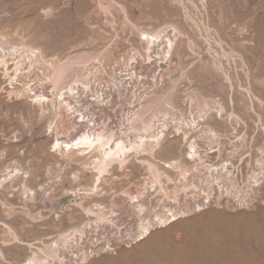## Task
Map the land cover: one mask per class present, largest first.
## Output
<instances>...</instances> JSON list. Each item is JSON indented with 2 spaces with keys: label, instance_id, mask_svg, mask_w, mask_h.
I'll use <instances>...</instances> for the list:
<instances>
[{
  "label": "rangeland",
  "instance_id": "374dc122",
  "mask_svg": "<svg viewBox=\"0 0 264 264\" xmlns=\"http://www.w3.org/2000/svg\"><path fill=\"white\" fill-rule=\"evenodd\" d=\"M145 31L168 33L171 56L163 43L149 48L154 43L146 45ZM0 33L6 45L25 42L44 55L31 73L16 76L13 88L0 69V264H28L34 255L44 264H264V186L249 185L264 180V0H0ZM95 52L107 73L122 77L137 57L151 86L159 78L162 89L171 82L176 108L186 107L188 94L209 107L221 103L222 116L205 114L201 127L221 136L200 141L201 149L216 150L208 153L215 164L233 156L239 169L220 185L204 164L185 175L178 165L165 169L162 162L172 159L194 164L184 161L180 137L153 155L130 156L125 166L111 164L103 178L85 167L96 153L55 151L48 130L59 115L41 116L25 85L51 94L58 59ZM147 53L149 67L141 56ZM232 110L237 116L226 117ZM153 168L163 172L160 182ZM151 185L156 190L145 192ZM138 190L141 210L128 196ZM165 203L177 215L158 220L152 206ZM143 222H150L147 231L132 237Z\"/></svg>",
  "mask_w": 264,
  "mask_h": 264
},
{
  "label": "bare ground",
  "instance_id": "6f19581e",
  "mask_svg": "<svg viewBox=\"0 0 264 264\" xmlns=\"http://www.w3.org/2000/svg\"><path fill=\"white\" fill-rule=\"evenodd\" d=\"M145 34L147 36L146 37V45L149 44L151 41L154 43L152 45V47H149V48H153V47L155 48L156 46H154V45L156 42L157 43H159V42L163 43L164 48H162L161 51H163L165 53L168 52V54H170V56H171V51L174 48V46H173L174 42H173L172 37L168 33L161 35L160 32H156V31L155 32H151V31L146 32L145 31ZM167 34H168V36H166ZM7 40H8L7 37H5L4 34L0 33V69L5 73L4 77L6 78L7 81H9L8 83L11 86L10 88H13L14 86L12 85L13 84L12 81L16 78V76L20 73L22 74V70L25 71V69H27V68H28V72L27 71L26 72L29 74V72H30L29 68L31 66L33 67L34 63H38L40 60H42L44 55H42V53L38 52L37 47L31 46L30 44H27L25 42L24 43H22V42L21 43H15L14 42L15 44L12 43L10 45H6V42L9 43V41H7ZM159 53L161 54V52H159ZM82 54H87V52H83ZM98 55H99L98 53L90 54V55H80L78 53H74V54H68L64 60L58 59V62H57L56 67L54 69V73H52V78L50 77L52 82L49 81L53 86V92L51 94H48V92L50 90L47 92L46 91L42 92L43 91L42 90L41 93L36 92L35 88L34 89L31 88L32 86L30 87V85H29L30 83L29 84L27 83L28 85H25V86H28V87H26L27 88L26 90L32 91V94H30L28 92L27 96H25V98L29 99V102L31 105L33 104L37 107L38 112L39 111L41 112V116H43L42 114L48 115V114H51L52 112L54 113V116L64 115L65 112H67L68 107H69L68 106L69 103H67V102H71L72 99H74L75 88L79 87V86L87 87L90 85V81H87L88 80L87 79L88 78L87 72L92 70V68L94 67V65L96 63H102L103 64V61L96 59L98 57ZM144 55L145 54L141 55L144 57L143 59L145 60V61H143L144 65L147 66V64H148L147 67H149V64H151L150 63L151 60H148L147 57H150L151 54L147 53L146 56H144ZM54 60H55V58H54ZM146 60H148V61H146ZM169 61H170V59H169ZM48 64L50 65V63H48ZM114 64L117 65L116 63H114ZM91 65H92V67H89ZM83 66H85L86 68H84V71L81 70V72H79L80 68ZM118 66L121 67L120 65H118ZM127 66H129V65H127ZM49 67H51V66H49ZM87 67H89V68L87 69ZM131 67H132V65H131ZM132 69H134V67ZM127 71H128L127 75L132 76V70L127 69ZM26 72H23V73H26ZM92 72H93V70L90 73H92ZM115 72H108V75L110 76L111 80L115 79L114 81H112V84H111L113 86L115 85V87H116L114 92L117 93L119 96L118 91H120V90L125 91L128 94H131L133 97V98H131L132 99L131 101H128L129 105L127 103V100H128L127 97L125 99H120V101L122 103H124V106L121 107L120 111L123 112L125 115L124 116L122 115L121 122L116 127L117 129L115 131H110L108 134H106V132H104L103 130H96L93 133H89L87 131L85 133H81L79 135H76L75 137H73L69 140H65V139H61V135L62 136L68 135L69 130H68V128H66V126H64V124L60 120V116H59L57 119H55L54 124L51 126L52 131H54V132H52L53 133L52 134L53 139H52L51 144L53 145L55 151H58L62 154H78V156L79 155L82 156V154H84V156H85V154H91V156H92V152L96 153L91 158V160L89 159L90 161L86 162L85 167L87 170H89V172H91V173L95 172L94 176L101 174L102 175L101 178H103L106 174H109L108 173L110 170L109 166H111V164L116 163V164H121V166L122 165L125 166V164H127V162L129 161L130 156H137L138 154L144 153V152L149 153V155H153L155 150L158 149L166 140L174 138V137H180L181 139H183L185 141V144H186L185 145L186 151L184 154V159H185L184 161H188V162L194 163V164H192V166L189 165L190 167L188 168V167L183 166V165H186L185 163L183 165H181L182 161L180 159H172L169 161H163L162 162V165L165 169L175 170L176 167H174V166L178 165V167L181 168L179 170L181 171L182 174H184V173L192 170V167H197L200 164L201 165L204 164V167L206 166L209 173H211V176H212L211 182H216L217 185H220L222 183V179L224 178V175L226 173L231 172L232 169H236V168L239 169V166H236L235 162L232 159L233 156L231 159H227V157L224 159L221 158L222 160L219 159L220 162H218V164H215V163H211L210 162L211 160L210 161L208 160V158L210 157V155H208V153H211V154L216 153V150H213L211 152H208L206 150L207 151L206 152L207 155H206L205 150L201 149L203 146L201 145L200 141L206 139L210 143H216L219 140V137L221 136V134H219L220 132H218L216 130H212L211 127L209 128L207 125H206L207 127L204 126V129H201V127L204 124L203 120H205V114H208V113L211 115L215 114L216 117L222 116V113H224V107L221 105V103L212 102L213 104H211L209 107V105L206 102V99L204 97L201 100L198 99L196 101V100H194L196 98V96L188 94V95H186V99L184 102L186 107L185 108L184 107L176 108L174 103H173V92H172L173 86L170 85L171 82H169L170 84H167V82H166L167 87L163 88V89H162L163 85L151 88V85H150L151 80L147 81L148 79H146V77H144L145 74L143 72H140L141 76H142L140 78V80L139 81L138 80L132 81L133 85L131 84V87L128 88L129 86H125V84H126L125 79L127 77L128 78L126 80H128V79L130 80L133 78H131V76L130 77L129 76L122 77L121 75H117L118 77H120L118 79L116 77ZM133 72L135 73V70H133ZM121 73H122V70H121ZM122 75H124V74H122ZM155 76H156V74H155ZM159 79H157L156 81H158ZM122 80H124V81H122ZM161 80L163 81V79H161ZM40 81H42V80H40ZM95 82H97V81H95ZM101 82L102 81H100V83H98L96 86H93L91 88V96H94L96 99L100 98L102 96V101H104L105 99H107V95H106L107 91H106V89L103 90V88L101 87L102 86ZM46 83H48V82H46ZM61 83L64 85H61ZM44 84H45V82H44ZM154 85L157 86V83ZM168 85H170V86H168ZM42 87H43V85H42ZM132 89H134V90H132ZM159 89H161V90H159ZM9 91L12 92V90H9ZM23 92H25V91H23ZM104 95H106V96H104ZM112 95H115V94L112 93ZM195 104H196L197 109H195L193 107ZM113 105H115V104H113ZM127 105H128V107H127ZM214 105H216V106H214ZM35 106L33 109H35ZM213 108L215 109V111L211 110ZM216 112H219V114H217ZM225 115H226V117L230 116L231 119H233L235 116H237V115H235L233 110L226 113ZM213 116H211V117H213ZM43 117H45V116H43ZM171 121H173V122L171 123ZM52 122H53V120L50 121V124ZM59 127H61V129H59ZM215 129H217V128H215ZM241 138H243L242 140H245L246 135H242ZM209 148H211V146ZM88 156L90 157V155H88ZM186 158H188V160ZM217 160H218V158H217ZM196 161H199L200 163L195 164ZM148 164L150 165V166L148 165L149 167L154 166V164H152L150 162H148ZM153 169L154 170H152L150 172L155 171V173H156V174L154 173L155 174L154 176H156L154 178V181H157V180L159 181V178L163 174V172L159 169H155V168H153ZM259 169H262V171L259 173L264 174V164L263 163L261 164ZM259 173H256V171H255L250 176V177H253L252 179H253L254 183L259 181V177H258ZM6 176L7 175L5 174V177L2 179V181L5 180ZM100 176H98V178ZM186 176H189V174ZM261 177H264V175ZM196 182H199V181H196ZM263 182H264V180H261L256 185L251 184V183H249V185L260 187V186H264ZM195 186H197V184H195ZM195 186L193 185V187H195ZM199 187L200 186H198V188ZM148 188L149 189L145 190V192L146 191L154 192L156 190L155 189L156 187L154 185H151ZM203 189L205 190V188H203ZM143 192L144 191H142V190H138L135 193H129L128 194L130 200L133 201L135 207H137V209H139V210H141L142 207L145 206L143 203H141L138 200L139 194L141 195V194H143ZM167 195L169 197H172V195H170V194H167ZM175 199L177 200V197H175L174 200ZM167 200H169V202H170L171 200H173V197L171 199H167ZM173 207L170 203H165L163 205L162 204H156V205L152 206V210L157 214V216L161 215V216H159L158 220L159 219L160 220L166 219V218L169 219V217H174L175 215H177V213L175 211V207L174 208ZM145 208H146V206H145ZM111 214H112V212H111ZM149 225H150V222H146V223L143 222L140 225L141 233H137V235H135V236L133 235L132 237L139 238L141 236V234H143L144 232L147 231V229H148L147 226L149 227ZM66 241H67V239H66ZM50 248L51 247H49L47 250H49ZM54 250H56V249H54ZM54 250H53V247L49 250L50 251L49 255H52V257H55L53 255ZM47 254L48 253H46V255ZM40 255H42V254H40ZM46 255H44V256H46ZM43 258H45V257H43ZM41 260L42 259H38V256L35 257V255H34V256L29 258L28 264H37L38 262L40 264H42L43 260L42 261Z\"/></svg>",
  "mask_w": 264,
  "mask_h": 264
},
{
  "label": "built area",
  "instance_id": "2783aa9c",
  "mask_svg": "<svg viewBox=\"0 0 264 264\" xmlns=\"http://www.w3.org/2000/svg\"><path fill=\"white\" fill-rule=\"evenodd\" d=\"M133 62H134L133 67L136 68L134 69L135 73L133 72L132 69L131 78L133 79L126 80L128 77L125 79L126 81L125 86H129L128 88L131 87L132 81L140 80V78L142 77L140 72L144 73V69H145L143 65L139 64V60L137 57H134V61L130 63ZM103 66H104L103 64L96 63L92 68L93 72L90 73L92 70L87 72L88 75L87 81H90V85L87 87H83V86L76 87L74 92L75 93L74 99H72L71 102H67L69 103L67 112H65L64 115H59L60 120L63 122L64 126H66V128H68L69 130L68 135L66 136L61 135V139L69 140L81 133H85L87 131L89 133H93L96 130H103L104 132H106V134H108L110 131H115L117 129L116 127L120 124L122 115L123 116L125 115L123 112L120 111L121 107L124 106V103H122L120 99H125L126 97L130 98L131 96L127 92L121 90L118 91L119 96L117 93L114 92L116 87L115 85L113 86L111 84L112 81H114L115 79L111 80L110 76L106 72L105 68H103ZM124 72H122V74ZM116 77L118 79L120 78L117 76V74ZM100 81H102L101 87L103 88V90L106 89L107 91L106 92L107 99H105L104 101H102V96L97 99L94 96H91V88L93 86H96L98 83H100ZM152 82H154V84L157 83V86L153 84L151 88L158 87L159 86L158 84H161L158 83V81H152ZM112 93L115 95H112ZM172 122L173 121H171V123ZM53 124L54 121L49 127L48 130L49 133L54 132L51 129V126ZM170 219H173V217H169L168 220Z\"/></svg>",
  "mask_w": 264,
  "mask_h": 264
}]
</instances>
